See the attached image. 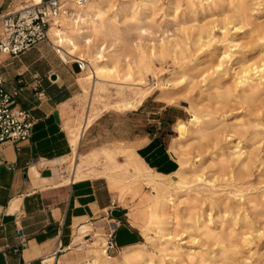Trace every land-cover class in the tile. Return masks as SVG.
I'll return each instance as SVG.
<instances>
[{
	"label": "rangeland",
	"instance_id": "374dc122",
	"mask_svg": "<svg viewBox=\"0 0 264 264\" xmlns=\"http://www.w3.org/2000/svg\"><path fill=\"white\" fill-rule=\"evenodd\" d=\"M101 12L109 31L95 35L85 26L78 43L86 62L100 50L107 69L93 92L77 67L83 91L67 123L88 109L94 116L78 175L101 170L139 184L131 211L142 232L157 192L130 141L166 135L187 186L173 192L171 218L150 227L140 250L163 264H264V84H241L264 66V0H104ZM192 114L201 123L174 141L176 124ZM120 255L104 258L115 264Z\"/></svg>",
	"mask_w": 264,
	"mask_h": 264
},
{
	"label": "crops",
	"instance_id": "0c3cea01",
	"mask_svg": "<svg viewBox=\"0 0 264 264\" xmlns=\"http://www.w3.org/2000/svg\"><path fill=\"white\" fill-rule=\"evenodd\" d=\"M25 3L0 0V16ZM45 43L18 57L0 56L5 91L19 90L13 107L34 120L28 142L7 143L0 151V264H90V245L115 226L121 251L145 239L132 222L131 207L142 194L139 184L109 178L101 170L85 176L67 168L76 159L67 121L83 89L77 66L57 58ZM130 143L153 173L173 178L180 171L173 139L166 135L138 136ZM115 211L122 216L115 218ZM18 230L27 245L15 253Z\"/></svg>",
	"mask_w": 264,
	"mask_h": 264
},
{
	"label": "bare ground",
	"instance_id": "6f19581e",
	"mask_svg": "<svg viewBox=\"0 0 264 264\" xmlns=\"http://www.w3.org/2000/svg\"><path fill=\"white\" fill-rule=\"evenodd\" d=\"M40 2H42V0H26V3L29 4L30 3L39 4ZM103 5H104V0H89L84 6H79L75 0H64L62 2V13L52 23L49 32V38L53 41L54 46L57 49V52L66 63H78V62L82 63L81 74L84 75L85 83L91 84L92 87L91 89L93 92L96 91L98 86V82H96V80H98L103 75V73L107 71L105 66L101 67L99 64L100 62L104 61V56L99 50L98 53L92 55L90 59L86 62L82 58L83 56L78 55V43L80 38L82 37V31L85 26L87 27L88 30L91 31V33H94L95 35H103L109 31V28L101 22L102 20L101 9ZM68 9L73 11L71 15L66 14ZM252 82H257L258 85L264 84V66L263 69L260 71V74L256 78L245 76L241 84H246V83L248 84ZM85 92L87 93L88 90L85 89ZM141 104L142 102H139V105ZM130 108H134V105L132 103H127L124 105V109H130ZM93 117L94 116L92 114V109L91 110L88 109L83 119L81 120L74 119L70 124L67 125L69 132L73 135L70 142L73 146L74 155L76 158L75 163L73 165V169L76 171V173L81 167L80 159L82 155L80 152V148L83 141V133L92 124ZM200 123L201 120L196 114H192V119L188 123L178 122L176 124V127L180 134V137L174 141L179 142L185 139L186 137L185 135L188 132V124L193 126H198ZM175 148L176 147L174 146L173 153L175 151ZM239 152L240 153L238 154V157H241L242 159L243 153H241V151ZM141 169L145 177L151 179V188L155 192H157L156 201H154L153 205L148 207V216L146 219V223L142 227V234L144 238L147 241H150L151 240L150 227L155 223L161 226L165 223L163 219L169 220L171 218L170 217L171 213L170 211H168V206L172 201V197H173L172 194L173 192L180 191L186 188L187 179L183 177L181 173H177V175L180 174L181 177L179 179V183L173 188L169 184L168 177L157 175L147 167H143ZM103 241L104 240L99 239L94 241L90 245L89 254H91V257L93 258L92 263L90 264H103L105 260L104 256H106L104 250H102ZM144 247L145 245L141 244L135 247L122 250L121 251L122 259L116 264H163L162 261L157 263L155 257L153 255L145 253V251H143L144 249L140 250V248H144ZM176 250H179V248L176 247ZM189 257H193V255H189ZM106 258L108 260H113V258L110 259L107 256Z\"/></svg>",
	"mask_w": 264,
	"mask_h": 264
},
{
	"label": "built area",
	"instance_id": "2783aa9c",
	"mask_svg": "<svg viewBox=\"0 0 264 264\" xmlns=\"http://www.w3.org/2000/svg\"><path fill=\"white\" fill-rule=\"evenodd\" d=\"M84 6L89 0H75ZM63 0H42L39 4L25 3L18 10L0 16V56L18 57L38 45L50 41L49 32L52 23L62 13ZM73 13V12H72ZM67 10V15L72 14ZM82 72V63H77ZM5 79L0 75V151L7 143L28 142L32 135L34 120L30 112L13 107V101L19 90L5 91ZM117 226L109 228L102 244L105 255L112 259L121 250L116 244ZM19 253L27 245L23 230H18Z\"/></svg>",
	"mask_w": 264,
	"mask_h": 264
},
{
	"label": "water",
	"instance_id": "95a60500",
	"mask_svg": "<svg viewBox=\"0 0 264 264\" xmlns=\"http://www.w3.org/2000/svg\"><path fill=\"white\" fill-rule=\"evenodd\" d=\"M53 79H55V76L53 77ZM115 218H120L122 216V213L121 212H118V211H115L113 212L112 214Z\"/></svg>",
	"mask_w": 264,
	"mask_h": 264
}]
</instances>
